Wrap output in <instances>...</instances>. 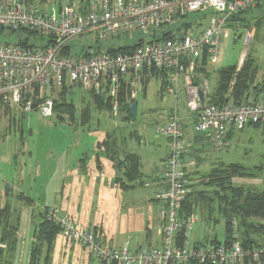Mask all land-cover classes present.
<instances>
[{
    "label": "built area",
    "instance_id": "built-area-1",
    "mask_svg": "<svg viewBox=\"0 0 264 264\" xmlns=\"http://www.w3.org/2000/svg\"><path fill=\"white\" fill-rule=\"evenodd\" d=\"M257 4V0H50L46 4L0 0V39L2 32H14L26 43L0 40V106L52 117L55 97L50 92L80 86L86 92L110 97L112 112L117 116L122 83H128L132 97H137L143 76L164 72L168 93L177 98L181 89L185 92L186 106L194 113L196 133L213 149L223 150L233 130L264 127V98L242 104H212L209 81L199 69L205 61L209 65L217 63L232 16ZM195 12L208 16L202 29L173 32L169 39L155 38L162 36L177 18ZM86 35L92 37L94 45L74 43ZM136 35L149 36L150 40H142L133 51L125 53L110 52V48L105 50L100 45ZM160 131L169 146L165 187L157 195L161 245L110 247L101 234L75 221L58 206L46 209V219L60 225L68 239L88 250L100 264H184L191 260L200 264H245L247 260L264 264V250H246L237 240H220L212 245L190 242V232L199 217L195 212L181 213L191 189L183 159L186 130L175 113ZM0 249L5 250L6 245L0 243Z\"/></svg>",
    "mask_w": 264,
    "mask_h": 264
},
{
    "label": "rangeland",
    "instance_id": "rangeland-1",
    "mask_svg": "<svg viewBox=\"0 0 264 264\" xmlns=\"http://www.w3.org/2000/svg\"><path fill=\"white\" fill-rule=\"evenodd\" d=\"M39 1L47 3L48 0ZM246 17H253V14ZM193 19L194 17L190 15L178 21L171 32L199 30L206 26L208 21L201 19L194 22ZM259 23L261 30L254 27V24ZM186 24L189 26H185ZM2 34L0 39L2 42L12 43L15 39L19 42L25 41L19 34L7 32ZM145 39L150 40V37L136 35L129 39L122 36L100 45L106 50L138 44L139 40ZM74 43L78 46L94 45L89 35L75 40ZM247 59L253 61L257 70V77L251 86L248 99L253 101L264 98V11L255 14L253 21L244 22L239 29H225L217 63L202 66L209 80L211 93L219 80L222 68L236 65L240 71ZM161 82L159 77L147 80L143 76L137 97H132V94L126 96L127 100L136 99L138 103L137 117L130 121H123L127 119L123 113L119 112L115 116L110 104L108 110L97 109L95 97L80 86L61 92H50L56 100L69 105L74 117L63 114L67 109L65 105L60 106L52 117H44L39 112L25 114L0 106V188L3 189L0 193V205L18 202L19 194L23 193L34 200L35 213H39L43 206L63 205V211L69 216L72 215L75 221L85 227L102 226L105 229V233L101 234L102 238L110 247L128 246L131 249L157 247L161 234L157 229L160 212L159 205L153 197L158 188L156 185L162 180L161 158L166 151V138L158 132L177 113L186 128L184 154L186 173L190 174L188 175L192 194L190 201L195 203L197 201L199 204L194 210L199 220L190 232L189 240L200 245H212L227 237L225 221L218 213L219 201L215 193L219 189L205 183L208 182L213 170L221 166L227 168L230 164H239L248 177L234 178L233 186L245 190L264 191V127L247 126L243 130L235 129L231 133L229 145L223 150H215L205 138H197L194 113L186 106L185 92L181 89L177 98L167 90L159 95ZM233 83L234 81L231 83V89ZM126 85L129 87L128 83ZM145 85L148 89L144 96ZM84 115L87 116L86 119ZM89 118L91 124L85 125ZM95 129L99 134L108 132L118 134L119 139L115 145L124 150L126 147L129 149L128 152L137 153L141 157L143 174L137 180L138 185L134 190L114 189L116 192L113 193L114 190L109 188L107 183L101 185L89 178L87 173L75 169L74 161L79 153L77 151L88 152L94 149L98 135L89 133ZM135 133L138 134V139L131 136ZM115 138L111 137L113 140ZM188 141L192 143L191 147ZM111 142L109 140V144ZM25 150H31L30 154ZM110 166L111 164L109 173L108 167L105 168L106 178L113 172ZM155 166L159 167L157 171L154 170ZM2 180L6 183L2 184ZM140 183L143 185H139ZM6 185L12 188L10 197L4 194ZM209 199L215 200L212 214L208 211ZM28 211V208L22 209L20 223L22 233L27 232V224L29 225ZM208 212L211 214L209 220ZM216 221H219V224L215 225ZM28 232L26 238L29 242ZM69 244L70 248L67 247ZM53 264L100 263L80 244L70 239L67 243L66 238L61 235L53 250ZM245 264L251 263L247 260Z\"/></svg>",
    "mask_w": 264,
    "mask_h": 264
},
{
    "label": "trees",
    "instance_id": "trees-1",
    "mask_svg": "<svg viewBox=\"0 0 264 264\" xmlns=\"http://www.w3.org/2000/svg\"><path fill=\"white\" fill-rule=\"evenodd\" d=\"M33 1H36L41 4H46L44 1ZM49 1L50 0L46 2L48 3ZM85 1L86 0H82L81 2L84 3ZM257 1L258 4L253 9L245 12H240L232 16V18L229 20L227 28L239 29L240 26L244 25V22L253 21L255 14L260 11H264V0ZM250 14H253V17L247 18L246 16ZM190 15L194 17V22H197L201 19H208V16L206 14H198L196 12L191 13L183 18H177L173 22V25H171L167 30L168 32H164L162 36L156 35L155 38L169 39L173 33L171 32L172 27L175 26L178 21L186 19ZM249 19H251V21ZM249 25H251V23ZM185 26L189 25L186 24ZM254 27L257 30H261L262 28L260 23L258 25L254 24ZM10 34H14V32ZM29 34L32 35L34 33ZM139 41L140 42L138 44L133 43L127 46H123L121 48H110L109 51L114 53L130 52L133 51L141 43L142 40ZM19 43L26 44L25 42L21 41ZM204 64L208 65L206 61L204 62ZM255 67L256 66H254L253 61L247 59L240 71H238V66L236 65L230 66L228 68H222V70L220 71V77L218 78L219 80H217L216 86L210 94V103L222 105L230 101L235 104H242L251 101L248 99V95L250 94L251 86L257 77V70ZM202 69L204 68H200L199 71L205 78H207V75L204 74V70ZM166 75L167 74L164 72L153 71L150 77H144H146V79L148 80L153 77H166ZM233 81L234 85L231 89V83ZM165 84H168V80ZM66 89H69V87L64 86L62 90ZM89 94H92L95 97L97 109L101 110L107 108L108 110V105L110 104V109L112 110V104L110 103L111 98L107 97L106 94ZM129 94H131V87H128L126 83H122L119 89V112L120 114H124V117L127 118L124 119L126 121H130L133 119L130 116L131 102H128L131 101V99H126V96H128ZM258 100L259 99L253 101ZM54 102V113L58 111V108L60 106L65 105L67 106V109L63 112V114H68L71 117H74V114L73 112H71V109H69L68 104H64V102H59L56 99ZM89 115H91V113ZM84 118L86 119L87 116L84 115ZM90 120L91 119L89 118L85 125L90 124ZM254 127L258 128L260 126ZM231 133L232 132L228 134V141L232 135ZM197 138L202 139L204 137L198 134ZM109 140L111 142V135H107L106 139L98 144L99 149L107 150V152L113 150L115 143L111 142V144H109ZM109 156L111 160L114 161V155L110 153ZM184 158L185 154L183 155V159ZM126 162L127 168H123L125 171V176L124 178H122V180H118V183L124 190H130L135 187L134 185L140 177V164L138 157L135 155H129L126 158ZM222 167L223 166L213 170L210 174L208 182L205 184L211 187L216 186L219 189V191L216 192L215 195L219 201L218 213L220 214L221 218L225 221V233L227 237H224L223 240L227 242L237 240L246 250L254 248L264 250V191L245 190L243 188L234 187L232 183L233 179L237 177H248L247 173L239 164H230L227 166V168ZM10 193L11 192H8L6 196L8 197ZM191 195L192 194H189L186 200L181 205L182 214L189 215L195 212V208L199 205L197 204V201L196 203L190 201L192 197ZM17 200L18 202L15 203L6 202L3 206L0 205V243L6 245V251L0 249V264H12L11 259L13 257L14 252L16 251L18 243V232L20 231L22 209L31 207L33 205L32 199L24 196V194L22 193L19 194ZM214 202L215 200L213 199L207 200V203L209 204L208 211L211 214L214 211ZM210 213L208 220L211 218ZM40 217V223L34 232V241L30 249L28 264H53L52 248L55 244L56 239L59 237L60 234H62L63 229L60 227V225L48 221L46 219L45 212L41 213ZM218 222L219 221H216L215 225L219 224ZM93 230L96 234H100L99 231L95 229ZM219 241L220 240L216 241L215 243H218ZM184 264L200 263L198 262V260H191L190 262Z\"/></svg>",
    "mask_w": 264,
    "mask_h": 264
},
{
    "label": "crops",
    "instance_id": "crops-1",
    "mask_svg": "<svg viewBox=\"0 0 264 264\" xmlns=\"http://www.w3.org/2000/svg\"><path fill=\"white\" fill-rule=\"evenodd\" d=\"M167 77H168L167 75H166V77H159L162 80L161 86L159 88L160 90L158 92L159 95L160 94L162 95L168 89V84H165L166 81H167V79H168ZM147 87L148 86H146L144 88V93H143L144 96L147 94V89H148ZM123 121H126V120H123ZM160 130H161V128L159 129V132L158 133H160L162 136H164L161 133ZM187 130H188V128H187ZM189 130H191V129H189ZM89 134H97L98 135V138L96 139V142H95V145H94V149L93 150H88V152H85L86 150L77 151L79 153L78 154L76 153L77 154V158L74 161V163H76V166H75V169L76 170L82 171L85 174L87 173L86 175L89 178L93 179V181L99 182L101 185L102 184L105 185L107 183L106 185L109 186V188H112L113 190L114 189H118L120 191L121 190L123 191L124 189L121 187V185H119L118 180H122V178H124V176H125V171H124L123 168H127L126 158L129 155H135L139 159V164H140V177H142V174L143 173H142L141 157L137 153L128 152L127 150H129V149H127L126 147H125V150H124V148H120L119 149L115 145V144H117V142H118L117 140L119 139V135L118 134H116V133H110V132L105 133V134H99V132L96 129L92 133H89ZM107 135L108 136L111 135V137H114V136L116 137L114 140L112 139V142H114L115 144H114L113 150H111L110 152L109 151L107 152V150H100L99 147H98V144L101 143V142H103L106 139ZM131 136L132 137H135L136 139L139 138L138 134H136V133L135 134H131ZM164 137L166 138V136H164ZM140 141L142 142V140H140ZM188 144H189V147L192 146V143L189 142V141H188ZM197 144H199V143H197ZM165 150L166 151H165L163 157L161 158V163H162V171H161V174L162 175H161V178H162V180L160 178L161 182H159L156 185V186H158V188L154 192V197H153V200L157 204H158V202H157V195L165 187V184L163 182V176H164V172H165L166 160H167V158L169 156V148H168V140H167V138H166ZM30 151L31 150H25V152L28 153V154H30ZM110 153H112L114 155L113 156L114 157V161L111 160V158L109 156ZM184 162H185V158H184ZM109 164H111L110 168L113 169V172H111L108 175V178H106L105 177V174H106L105 173V168H106V166L108 167V173H109ZM150 167H151V165H150ZM158 168H159L158 166H155L154 170L157 171ZM1 183L2 184H5L6 181L5 180H2ZM9 185H11V184H9ZM137 185L138 184L135 183V185H134L135 187L132 188V189L134 190L137 187ZM139 185H143V184L140 183ZM10 190L11 191H9V192H11V193L9 194L8 197H10V195L12 194V188H11V186H10ZM13 190H14V187H13ZM2 192H3V189L0 188V193H2ZM114 192H116V191L114 190L113 193ZM4 194L6 195L7 193L5 192ZM32 201H33V205L31 207H27L29 209V211H28L29 215L27 214V216L29 217L30 220H29V225L27 224V228L26 229H27V232L29 231L28 233L30 234V239H29V242H28L27 241V238H26L27 232H23L22 233V231L20 229V231L18 232L17 248H16V251L14 252L13 257L11 259L12 264H28L29 256H30V249H31L32 243L34 241V238H33L34 237V232H35L37 226L40 223V218H41L40 217V214L43 213V212H46V209L48 208V206H43L41 208V211L39 213H35V212H33L35 210V208H34V200H32ZM54 206H57V205H54ZM58 206L59 207L61 206V208L64 209L63 205H58ZM72 218H74V217L72 216ZM158 225H159V223H158ZM158 225H157V229L159 230ZM89 228L90 229H95V230L99 231L100 234H102V232L105 233V229L102 226H99V225H94V226H91L90 225ZM160 232H158V233L160 234ZM61 235H63L66 238L67 243H68V237L66 236V234H65L64 231L62 232V234L59 235V237ZM57 239L55 241V244L57 242ZM158 242H159L158 243V246L162 244V233L160 234V239L158 240ZM55 244H54V246L52 248V258H53V250H54ZM67 247L70 248V244L67 245Z\"/></svg>",
    "mask_w": 264,
    "mask_h": 264
},
{
    "label": "water",
    "instance_id": "water-1",
    "mask_svg": "<svg viewBox=\"0 0 264 264\" xmlns=\"http://www.w3.org/2000/svg\"><path fill=\"white\" fill-rule=\"evenodd\" d=\"M200 98H201L202 105H204V94L202 92L200 93ZM137 108H138L137 100L132 99L131 104H130V116L133 119L137 117ZM5 190H6V193L10 191L9 185H6Z\"/></svg>",
    "mask_w": 264,
    "mask_h": 264
}]
</instances>
